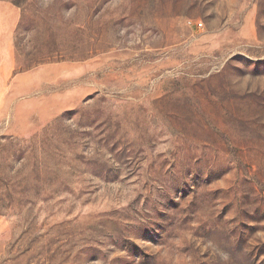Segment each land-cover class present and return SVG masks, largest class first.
I'll return each mask as SVG.
<instances>
[{
	"label": "rangeland",
	"instance_id": "obj_1",
	"mask_svg": "<svg viewBox=\"0 0 264 264\" xmlns=\"http://www.w3.org/2000/svg\"><path fill=\"white\" fill-rule=\"evenodd\" d=\"M0 264H264V0H0Z\"/></svg>",
	"mask_w": 264,
	"mask_h": 264
}]
</instances>
